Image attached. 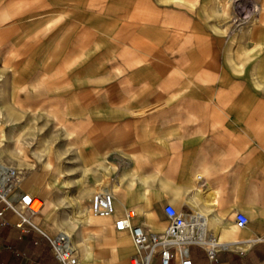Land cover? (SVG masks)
Listing matches in <instances>:
<instances>
[{
    "label": "crops",
    "instance_id": "crops-1",
    "mask_svg": "<svg viewBox=\"0 0 264 264\" xmlns=\"http://www.w3.org/2000/svg\"><path fill=\"white\" fill-rule=\"evenodd\" d=\"M184 1L0 0V42L27 64L7 69L62 73L47 93L73 124L81 153L72 165L84 171L49 179L64 185L52 198L81 204L55 211L43 201L26 212L31 224L16 225L0 203V264H60L49 245L59 231L70 235L76 264H129L136 249L115 221L131 209L132 224L162 231L167 203L200 214L225 244L212 261L191 246L194 264H264V15L247 39H229L210 20L199 29L193 1ZM104 179L114 210L94 216L90 197ZM77 180L81 189L70 190ZM236 211L245 226L234 225Z\"/></svg>",
    "mask_w": 264,
    "mask_h": 264
},
{
    "label": "rangeland",
    "instance_id": "rangeland-1",
    "mask_svg": "<svg viewBox=\"0 0 264 264\" xmlns=\"http://www.w3.org/2000/svg\"><path fill=\"white\" fill-rule=\"evenodd\" d=\"M158 1L167 2L170 0ZM192 1L196 7L194 17L199 23L197 26L199 29H206L208 26L205 24L207 20H210L211 23L224 27L221 33H224L229 39L236 36L239 39H247L245 33L255 25L253 23L239 29L232 28L230 26L229 0ZM255 1L260 6V21L264 15V5H261V0ZM219 3L225 7L226 13L218 12ZM14 12L13 10L5 11L7 14ZM13 17L7 15L5 18L13 19ZM220 27L217 28L220 29ZM210 28L214 30V26L211 25ZM234 44L235 42H231V45ZM4 45L5 43L0 42V163L18 169L20 178L22 176L19 188L44 196L41 199L45 201V206L53 201L56 211L69 207V203L80 205L83 199L79 197L69 199L70 202L67 205L63 202L59 203L56 197H51L57 195L59 189H64L63 183L59 184L58 181L51 182L49 180L54 175L57 177L59 173L55 174L56 171L61 172L62 179L64 174L74 176L84 172L81 166L72 165L79 161L81 153L79 144L71 140L74 135L69 133L73 124L65 121L63 106H60V103L56 101H50L49 93H47L50 89L47 86L49 80H57L62 73L42 69H7V67L11 68V64H16L19 67H25L27 64L26 59L20 55L21 52L15 56V53L6 49ZM230 55L238 58L248 57L249 52L241 54L232 51ZM65 73L69 74L70 72L66 71ZM72 80H75V83H80L74 78ZM74 86L75 84L70 89L74 90ZM11 112L12 115H18V117H10ZM18 148L20 150L16 151ZM81 184L82 182L79 180L73 182L70 190L81 189ZM105 186H107V180L104 179L97 183L93 190ZM34 203H38V201ZM54 226L57 229H63L61 225Z\"/></svg>",
    "mask_w": 264,
    "mask_h": 264
},
{
    "label": "built area",
    "instance_id": "built-area-1",
    "mask_svg": "<svg viewBox=\"0 0 264 264\" xmlns=\"http://www.w3.org/2000/svg\"><path fill=\"white\" fill-rule=\"evenodd\" d=\"M231 8L230 26L235 29L256 22L260 14V6L255 0H229ZM38 201V203H34ZM0 203L10 208L19 216V222L31 224L28 214L37 213L43 205V200L28 191L19 188V170L10 165L0 163ZM90 213L94 216H108L114 210V198L106 188L95 190L90 197ZM168 224L162 231H152L142 225L132 224L133 210L126 209L125 214L115 221L117 229L129 231L136 253L129 264H153L158 259L159 264H194L190 247L195 245L203 249L207 258L212 261L215 253L223 249L225 244L217 235L209 233L202 225L200 214L186 213L177 210L167 203L163 207ZM3 209L0 208V216ZM248 222V216L242 211L234 214V225L243 227ZM50 249L60 264H76L74 245L70 235L59 231L49 237Z\"/></svg>",
    "mask_w": 264,
    "mask_h": 264
},
{
    "label": "bare ground",
    "instance_id": "bare-ground-1",
    "mask_svg": "<svg viewBox=\"0 0 264 264\" xmlns=\"http://www.w3.org/2000/svg\"><path fill=\"white\" fill-rule=\"evenodd\" d=\"M19 181H20V176H19Z\"/></svg>",
    "mask_w": 264,
    "mask_h": 264
}]
</instances>
